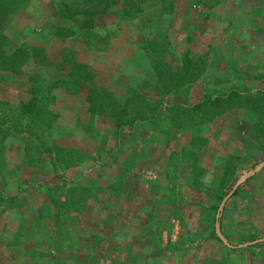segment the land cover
Wrapping results in <instances>:
<instances>
[{"label":"rangeland","instance_id":"rangeland-1","mask_svg":"<svg viewBox=\"0 0 264 264\" xmlns=\"http://www.w3.org/2000/svg\"><path fill=\"white\" fill-rule=\"evenodd\" d=\"M0 71L53 113L0 99V264H264V0H0Z\"/></svg>","mask_w":264,"mask_h":264},{"label":"trees","instance_id":"trees-1","mask_svg":"<svg viewBox=\"0 0 264 264\" xmlns=\"http://www.w3.org/2000/svg\"><path fill=\"white\" fill-rule=\"evenodd\" d=\"M148 43L151 45V47H149L150 51H153L154 45H155L153 39L148 41ZM153 65L155 66L154 70H155V75L157 76V79H156L154 84H156V85L158 83L160 84V86H157L156 88H162L163 94L164 95L171 94L173 99L178 97V96L181 97L180 89H178V87L183 85L184 76L187 75V78H188L189 75L187 73L183 74L181 76L178 75L177 70L176 69L174 70L173 68L168 66L163 59L158 60L156 62V64L153 61ZM41 81L44 82L43 80H41ZM51 84H53V83H51ZM31 85H32V83H31ZM41 85L44 86V90H45L44 93H45V95L48 96V98L51 101L50 105H52L54 103L55 97L52 94V92L49 91V89H52L53 87L48 85V82L47 83L44 82ZM41 85H38V86H41ZM79 87L81 88L84 86L79 85ZM92 92H94V91H92ZM64 93H70V92L66 91ZM28 94L30 95V97L26 102H18L16 105L17 108L23 110V111L19 110V113L21 114L19 116V119H23V118L27 119V117L25 115H22V114L26 113V114L30 115V116H28V125L33 126V128L36 131L40 132V135H43V132H41V128H44L45 130L49 129V126H50L49 116H51L53 113L50 110H47L46 106H44V107L38 106V103H40V101L38 99L39 97H37V95H35V93H33L32 91L29 90ZM40 97L42 99V96H40ZM96 100L101 104L104 103L106 106L109 107L110 110H112L115 113V118H114L115 127H118L119 125L123 124L124 115H125V107L128 105V103H127L128 101L125 102L124 104L123 103L122 104L117 103L111 99H107L106 101H104V99L102 97H99L98 95H96ZM220 100H221L220 98L216 97L215 99H211V102L213 103L215 101H220ZM263 100H264V97H263ZM86 102H87L88 111L92 112L94 104L92 103V101L88 97H86ZM183 102H186V101H183ZM176 107L179 108V106H176ZM190 107L191 108L203 107L205 109L207 108L204 101L196 102L195 104L191 105ZM187 108L188 107L185 106L182 109V111L187 109ZM17 125H18V123H17ZM37 126H41V127H37ZM18 133H20V132H18ZM43 150L48 154L49 157H51V159H52V156H55V160L61 164H64V165H68L69 163H71L73 161V156L75 154H77V152H75L71 148L64 147V146L60 147L57 145H53V151H52L51 148L47 144H44Z\"/></svg>","mask_w":264,"mask_h":264},{"label":"crops","instance_id":"crops-1","mask_svg":"<svg viewBox=\"0 0 264 264\" xmlns=\"http://www.w3.org/2000/svg\"><path fill=\"white\" fill-rule=\"evenodd\" d=\"M109 53H107V51H105V52H103V56H105V57H110L111 55H109V56H107ZM92 59H94V57L92 56ZM38 69L37 70H39L40 68L43 70V71H45L46 69L49 71L50 69L47 67H40L39 65H37L36 66ZM40 71V70H39ZM2 71H0V73H1ZM0 75H2V74H0ZM4 85V82L3 81H1L0 80V87H2ZM13 85V86H12ZM11 89H13V96H11L10 94H9V90L7 91V93L10 95V96H8L7 95V93H3V91L1 92L0 91V99H6V100H8L9 102H11V103H18V102H26L27 100H28V97H27V86H25V89L23 90V96L21 97L20 96V94H21V92H22V90L20 89V88H18L14 83H12L11 82ZM192 88V87H191ZM192 90V89H191ZM14 94H18V95H14ZM9 97H11V99L9 98ZM77 99V100H79L80 102H81V107H82V105H83V99L80 97V95H78V94H64V95H62V96H60V98H59V100L61 101V103H62V101H66V102H72L70 99ZM74 120H75V118H74ZM66 146H68V145H66ZM229 197V196H228ZM262 241H264V237H262L261 239H257V240H254V241H252L253 243H257V242H262ZM261 243H258V245L257 246H263L262 248H264V243L262 242V245H260ZM246 245H249V243H246ZM240 246V245H239ZM229 248H234V247H229ZM234 250H237V249H234ZM254 251H255V253H263L264 254V251L263 250H258V249H254ZM231 254H234V255H237V256H241V253H231ZM262 254V255H263ZM264 256V255H263ZM257 257V256H256ZM258 258V257H257ZM256 261V260H255Z\"/></svg>","mask_w":264,"mask_h":264},{"label":"water","instance_id":"water-1","mask_svg":"<svg viewBox=\"0 0 264 264\" xmlns=\"http://www.w3.org/2000/svg\"><path fill=\"white\" fill-rule=\"evenodd\" d=\"M242 179H239L236 181V183L232 186V188L228 191V193L222 198L220 205L223 204V202L225 201V199L232 193V191L235 189V187L241 182ZM224 242V240H223Z\"/></svg>","mask_w":264,"mask_h":264}]
</instances>
